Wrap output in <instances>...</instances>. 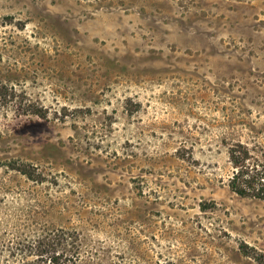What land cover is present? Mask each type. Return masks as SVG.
I'll return each mask as SVG.
<instances>
[{"label":"rangeland","instance_id":"374dc122","mask_svg":"<svg viewBox=\"0 0 264 264\" xmlns=\"http://www.w3.org/2000/svg\"><path fill=\"white\" fill-rule=\"evenodd\" d=\"M0 82V264H264V0H0Z\"/></svg>","mask_w":264,"mask_h":264},{"label":"trees","instance_id":"16d2710c","mask_svg":"<svg viewBox=\"0 0 264 264\" xmlns=\"http://www.w3.org/2000/svg\"><path fill=\"white\" fill-rule=\"evenodd\" d=\"M5 90L6 86L0 82V102ZM19 108L25 113L34 112L31 105ZM228 153L232 164L228 183L231 190L243 197L264 200V149L256 150L239 141L229 147ZM64 235L66 232L62 231L61 234L43 237L37 243L38 257L35 262L23 260L17 264H76V251H60Z\"/></svg>","mask_w":264,"mask_h":264}]
</instances>
